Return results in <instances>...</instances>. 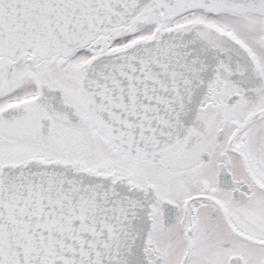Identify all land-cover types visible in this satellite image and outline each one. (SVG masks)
<instances>
[{
  "label": "snow or ice",
  "instance_id": "6c2138e0",
  "mask_svg": "<svg viewBox=\"0 0 264 264\" xmlns=\"http://www.w3.org/2000/svg\"><path fill=\"white\" fill-rule=\"evenodd\" d=\"M0 264H264V0H0Z\"/></svg>",
  "mask_w": 264,
  "mask_h": 264
}]
</instances>
